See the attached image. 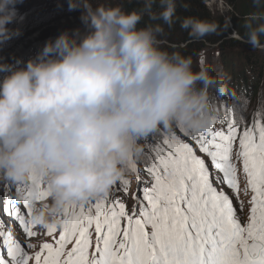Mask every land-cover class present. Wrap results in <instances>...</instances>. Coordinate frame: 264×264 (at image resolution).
<instances>
[{"label":"clouds","instance_id":"obj_1","mask_svg":"<svg viewBox=\"0 0 264 264\" xmlns=\"http://www.w3.org/2000/svg\"><path fill=\"white\" fill-rule=\"evenodd\" d=\"M22 0H0V44ZM143 0L125 10L119 4L68 0L81 9L85 31L49 38L26 63L0 62V180H42L47 196L31 205L35 226H63L74 204L103 198L143 152L141 141L161 127L195 135L210 131L216 107L209 69L193 67L191 56L162 48L161 24L138 27L145 15L181 27L193 38L217 25L176 16V0ZM244 39L264 51V12L245 17ZM219 93L223 84L216 83ZM22 198V194L18 195Z\"/></svg>","mask_w":264,"mask_h":264},{"label":"snow or ice","instance_id":"obj_2","mask_svg":"<svg viewBox=\"0 0 264 264\" xmlns=\"http://www.w3.org/2000/svg\"><path fill=\"white\" fill-rule=\"evenodd\" d=\"M224 119L227 131L189 135L180 129L210 158L217 175L189 143L165 132L152 146L151 186L142 189L131 211L115 196L107 203L108 194L88 205L74 204L54 243L44 242L34 253L26 249L35 245L14 239L11 227H0V264H264V126L257 138L254 126L240 132L239 121L229 118L227 110ZM240 165L246 190L253 193L244 224L223 190L227 186L238 198ZM24 193L29 215L32 202L47 196L39 176L25 183ZM0 211L17 221L27 237L37 234L3 189ZM55 232L56 226L49 225L47 234Z\"/></svg>","mask_w":264,"mask_h":264},{"label":"rangeland","instance_id":"obj_3","mask_svg":"<svg viewBox=\"0 0 264 264\" xmlns=\"http://www.w3.org/2000/svg\"><path fill=\"white\" fill-rule=\"evenodd\" d=\"M47 2L51 3L53 0H22V3L17 5V16L10 27L17 29L18 32L10 40L0 44V62L19 66L18 62L20 61L17 60L18 55L25 49L33 47L34 43L46 42L49 40V38H55L65 30L73 31L84 26L80 19L81 13H79L78 18L64 17L62 19H58L57 21L50 20V17L41 18L37 22H34L35 29L33 30V18L38 13L34 11L35 8H43L46 6ZM208 6L212 11L224 15L225 18L229 20L228 14L232 12V9L226 4L224 0H210ZM36 25L38 26L36 27ZM25 32L30 33L21 37V35ZM230 36H235V38L238 37L234 31ZM37 53L38 52L34 53L33 57ZM232 62L236 66L237 70L242 69V60L240 61L238 57H236L235 60H232ZM193 67L197 70L201 67H205L209 69L210 74L215 77V82L210 88V92L212 102L217 110V120L208 132L227 131V123L224 119V113L227 110L229 118L234 116L239 121L238 130L240 132L243 131L245 126H254L257 129L256 135L258 138V129L260 126H264V80L262 81L259 93H255V95L251 97L246 96L245 93H243V90H235L236 88H234V86L228 89L223 72V68L226 67V63L223 62L222 56L216 50V47L212 46L204 48L196 55L193 60ZM4 74L5 73L0 72V78ZM246 76L249 77L248 72ZM216 83L223 84L225 91L219 93L215 86ZM165 132L174 133L186 143H189L196 151V154L205 159L206 163L209 165L210 171H212L214 175L218 174L212 168L210 158H208L206 154L199 151L198 145L192 140L191 136H185L179 128H173L171 131H169L168 129L161 127L157 132L141 141V144L143 145V152L139 157H135L129 162L125 174L114 183L108 193L107 203L110 204L111 200L115 196L119 198L120 202L125 204V208L128 211H131V209L137 205L138 199L142 198V189L151 186L152 177L147 173V166H150L153 163V158L155 156L152 146H154L156 143H159L163 139ZM131 165H135L137 171H133ZM138 177L140 178L139 180ZM122 178L123 181H127L126 185L122 182ZM145 181H147V183H145ZM27 183L30 184L31 180ZM213 183L215 185V180H213ZM238 183V198L237 195L233 193V190L229 189L227 186H223V190L232 199L233 205L236 208L241 223L244 224L249 218L250 201L253 193L250 187L246 190L247 177L243 172L242 165L239 166ZM125 186L127 188L126 191L123 190ZM24 187L25 183H12L10 181L0 180V189L10 192L13 197V203L17 206H20L25 218L30 220L31 215H29L27 209L23 207L22 198H18V195L22 194L23 197L25 194ZM96 200L97 199L92 201L95 202ZM241 204L243 205L242 212ZM85 205H88V203H85ZM69 211H71V209ZM76 211H79V209L77 208ZM0 219L4 221V224L0 225V227L5 229L11 227L14 239L20 240L25 245L27 243L35 245L34 248L26 249L29 253L40 251V248L44 242L54 243V237L58 238L59 232L63 227L55 225L56 232L53 234V236H49L47 234V228L49 225L54 224L45 226H35L32 224L33 231L37 234L33 237H27L23 232L22 227L12 217L7 216L2 211H0ZM94 236L95 233L93 231V239Z\"/></svg>","mask_w":264,"mask_h":264},{"label":"trees","instance_id":"obj_4","mask_svg":"<svg viewBox=\"0 0 264 264\" xmlns=\"http://www.w3.org/2000/svg\"><path fill=\"white\" fill-rule=\"evenodd\" d=\"M224 1L232 9V12L228 14L229 20L224 15L214 12L209 8L208 3L210 0H176L177 17L182 19L186 16H194L214 22L217 25L215 32L200 39L191 37L188 31L181 27L180 19H176L169 26L164 24L162 20H152L148 15H145L138 27H144L148 24H161L164 31L158 36L161 42L160 46L169 52L179 51L185 56H191L193 60L204 48L216 47V50L222 56L223 62L226 63L223 72L227 88L230 89L234 86L235 90H243L246 96L251 97L255 93H259L262 81L264 80V51L253 48L251 44L241 39V37L245 33L243 27L245 17L254 12H264V0ZM98 2L113 5L119 4L128 11L143 7V0H93L94 5ZM153 9L156 12L160 11L158 0L154 3ZM34 11L38 13L34 16V21L32 20L33 30L35 29L34 22H37L41 18L50 17L49 19L54 21L64 17L78 18L82 10H70L68 0H53L51 3L47 2L43 8H35ZM233 31L239 38L230 36ZM28 33L30 32L23 33L21 37ZM236 57L240 61L242 60L241 70H237L232 62ZM247 72L249 77L246 76Z\"/></svg>","mask_w":264,"mask_h":264},{"label":"bare ground","instance_id":"obj_5","mask_svg":"<svg viewBox=\"0 0 264 264\" xmlns=\"http://www.w3.org/2000/svg\"><path fill=\"white\" fill-rule=\"evenodd\" d=\"M81 32H84L86 29H85V26H83V27H81V28H78ZM54 39V38H53ZM47 42V41H46ZM46 42H43V43H41V42H39V43H34L33 44V47H30V48H27V49H25L22 53H20L19 55H18V58H17V60H19L20 62H24V63H26V61L29 59V58H31V57H33V55H34V53H36V52H39L42 48H43V46H44V44L46 43ZM3 76H1V78H2Z\"/></svg>","mask_w":264,"mask_h":264},{"label":"water","instance_id":"obj_6","mask_svg":"<svg viewBox=\"0 0 264 264\" xmlns=\"http://www.w3.org/2000/svg\"><path fill=\"white\" fill-rule=\"evenodd\" d=\"M233 37H235V36H233ZM236 38H239V37H236Z\"/></svg>","mask_w":264,"mask_h":264}]
</instances>
